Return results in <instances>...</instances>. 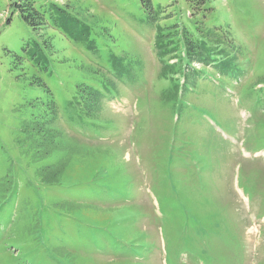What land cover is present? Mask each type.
<instances>
[{
  "label": "rangeland",
  "instance_id": "rangeland-1",
  "mask_svg": "<svg viewBox=\"0 0 264 264\" xmlns=\"http://www.w3.org/2000/svg\"><path fill=\"white\" fill-rule=\"evenodd\" d=\"M31 5L44 27L23 19ZM142 5L0 0V264H264V0ZM75 26L87 27L89 49ZM171 26L230 46L207 44L188 66L181 45L187 66L166 67L177 59L156 36L169 41ZM110 58L120 75L93 123L71 108V85L82 65L105 70ZM43 82L56 97L51 125L91 149L48 188L34 185L19 142ZM60 201L83 207L61 212Z\"/></svg>",
  "mask_w": 264,
  "mask_h": 264
},
{
  "label": "trees",
  "instance_id": "trees-1",
  "mask_svg": "<svg viewBox=\"0 0 264 264\" xmlns=\"http://www.w3.org/2000/svg\"><path fill=\"white\" fill-rule=\"evenodd\" d=\"M142 4L147 7L145 8L146 11H150L152 6L151 0H142ZM30 10L33 12H30L29 14L21 13L23 19L30 20L32 16H35V18H37V22L32 24L35 27L34 29L39 26H43L44 21L42 12H38L32 5L30 6ZM195 27V30L197 31L199 26L197 27V25H195ZM226 27H228V24H226L222 29ZM86 28L87 27H79V29L76 28L73 30L74 36H85V47L89 49L91 47V44L89 43L88 37L85 33ZM171 28L173 30L170 31L169 34L162 35L163 37H167L168 35H170L171 39L167 42H164L160 38L161 36H156V43L162 56H169L170 54H172V59H177V62L170 63L167 62L168 58H165V66L172 69H183L185 68V66H187V64L185 65L183 63L184 58L181 52V45L185 47V57L189 60L188 66H190L193 63V60L197 59V57L201 56L205 58L207 56V52L209 51L206 49L207 44H222L223 47L230 46L229 42H226L222 39H218L212 42L205 39H200L197 41V39L194 38L193 34L191 33V30L188 28H184V31H179L176 26H171ZM227 29L228 28L224 29V31L227 32ZM177 32L180 33L181 40H179V38L175 39V36H177ZM226 32L224 34V39H227L228 37L226 35ZM32 45L34 51L35 49H41L42 47V43H39L37 40H34ZM95 49L97 50V47H95ZM34 51L30 54L29 62H33L31 59L34 55ZM40 58V56H36L34 58L35 65H38L39 63H42L41 66L43 65L39 68V70H37V72L40 70H44L45 59L47 60V58L45 57V59H42V61H40ZM113 58H110V66L105 70H103V68H101L100 66H96L95 68L93 66L82 65L80 67V73L82 74L81 77L72 82L73 84L71 85V87L72 92L74 93V103L70 105L66 100L65 106L70 105L73 110L79 112L80 116L83 119H87L90 122L97 123L98 121V119L96 118V113L100 108L101 98L103 94L102 91L105 90L107 94L111 93L113 84L109 75L112 76L113 71L117 72L118 75H120V71L115 68V62ZM179 73H181L182 75L178 78L177 89H182V85L179 84V80L183 79L184 86H186L188 72L179 71ZM89 77H98L99 86H92V84H90V82L88 81ZM40 80L41 79L39 77H34V80L31 82V84H40ZM42 84L44 85L45 95L44 97H35L31 101L30 113L27 118H24L22 120L23 125L20 129L19 135L21 136V138H19V142H21V147L23 149V151L22 149H20L21 157L24 158L25 161H27V165H29V163L33 165L35 174H32V179L34 185L36 187L42 186L48 188L63 183L61 182V178L63 177V174L72 158L76 156L83 157V155L91 154V149L87 147L84 148L82 145L70 141L63 135L62 130H60L56 126L51 125V123L54 122L55 114L58 109L55 92L51 89L52 84L50 85V83L48 82H43ZM114 92L115 91L113 90V93ZM56 206L61 212L64 210L74 211L77 208L83 207L82 205H78L76 203H67L66 201L57 202ZM52 246L54 249H59L62 253H65V258L62 259L72 263V258H66V256H70V254L67 253L66 247L60 245Z\"/></svg>",
  "mask_w": 264,
  "mask_h": 264
}]
</instances>
